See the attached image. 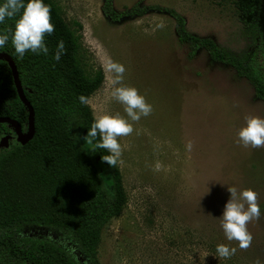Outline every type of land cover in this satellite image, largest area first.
Segmentation results:
<instances>
[{
  "label": "rangeland",
  "instance_id": "1",
  "mask_svg": "<svg viewBox=\"0 0 264 264\" xmlns=\"http://www.w3.org/2000/svg\"><path fill=\"white\" fill-rule=\"evenodd\" d=\"M53 1L81 35L86 62L103 72L100 87L88 97L93 117L127 119L111 96L109 60L125 65L124 84L137 88L154 108L134 123L131 135L118 138L126 203L102 229L100 264H264V148L237 143L246 117L264 118V101L250 82L203 48L190 57L167 13L111 21L102 12L103 0ZM135 3L175 9L191 34L253 60L264 74L257 37L241 24L232 1L113 0L117 10ZM189 140L191 152L185 147ZM228 185L259 194L262 215L248 225L254 239L247 250L228 241L221 226ZM221 243L237 248L236 254L219 258Z\"/></svg>",
  "mask_w": 264,
  "mask_h": 264
},
{
  "label": "trees",
  "instance_id": "2",
  "mask_svg": "<svg viewBox=\"0 0 264 264\" xmlns=\"http://www.w3.org/2000/svg\"><path fill=\"white\" fill-rule=\"evenodd\" d=\"M229 1L244 28L257 37L264 65V0ZM4 2L0 0V5ZM44 3L51 8L55 26L45 36L47 55L29 51L20 58L11 43L18 16L0 24V34L7 31L10 37L0 52L7 53L16 65L23 92L34 109L35 124L31 140L21 144L15 140L13 125L0 123V264H100L102 229L120 215L126 203L118 165L103 162L107 150L92 151L84 139L95 118L79 97L88 98L95 92L104 75L86 62L81 35L66 23L56 3ZM101 9L111 21L150 11L169 14L190 57L205 49L213 60L231 65L245 77L264 101V74L256 63L231 54L212 39L191 34L175 9L135 3L117 10L113 0H103ZM61 40L66 51L57 61L54 57ZM0 117L16 120L23 131L28 128V109L5 59H0ZM3 137L6 142H1Z\"/></svg>",
  "mask_w": 264,
  "mask_h": 264
},
{
  "label": "clouds",
  "instance_id": "3",
  "mask_svg": "<svg viewBox=\"0 0 264 264\" xmlns=\"http://www.w3.org/2000/svg\"><path fill=\"white\" fill-rule=\"evenodd\" d=\"M17 16L15 29L11 35V43L16 54L20 58L29 51L47 55L49 49L45 44V36L55 31L50 6L45 4L44 0H28L26 4L25 0H5L0 5V24ZM9 38L7 31L0 34V47H3ZM65 51L64 41L61 40L57 46L55 60L59 61ZM105 71L112 74L111 96L124 106L127 119L119 114L96 117L84 139L87 144L93 146L92 151L107 150L108 154L102 156V161L116 167L123 153L118 138L131 135L135 131L134 123L139 122L142 117L151 115L154 108L137 88L124 84V74L127 71L125 65L109 60L105 65ZM79 100L81 104L89 103L84 95H81ZM245 120V126L238 132L237 143L245 148H264V118L248 116ZM185 147L191 152L194 141H187ZM160 170L161 165L157 162L154 171ZM227 191L230 198L221 216L222 229L228 241H236L240 250H247L254 239L248 225L253 221L258 222L262 215L258 202L259 194L251 188L238 190L234 185H228ZM216 252L219 258L229 259L236 254L237 248L221 243L217 245ZM255 264H261L260 260Z\"/></svg>",
  "mask_w": 264,
  "mask_h": 264
},
{
  "label": "water",
  "instance_id": "4",
  "mask_svg": "<svg viewBox=\"0 0 264 264\" xmlns=\"http://www.w3.org/2000/svg\"><path fill=\"white\" fill-rule=\"evenodd\" d=\"M0 59H5L8 62L11 68V71H12V75H13V79H14V83H15L18 95L21 101L25 104V106L28 109V128L26 131H23L20 124L16 120L9 118V117H0V123L8 122L12 124L15 129V140L21 144H25L29 140H31L35 132L34 109L23 92L20 79L18 76V72L16 69V65L13 59L7 53H4V52H0ZM6 141H7V137H3L1 140V142H6Z\"/></svg>",
  "mask_w": 264,
  "mask_h": 264
}]
</instances>
